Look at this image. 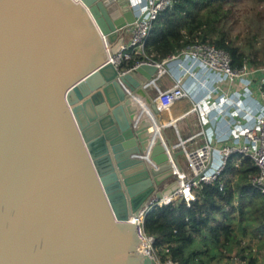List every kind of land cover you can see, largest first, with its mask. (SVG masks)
<instances>
[{
  "label": "water",
  "instance_id": "water-1",
  "mask_svg": "<svg viewBox=\"0 0 264 264\" xmlns=\"http://www.w3.org/2000/svg\"><path fill=\"white\" fill-rule=\"evenodd\" d=\"M134 21L128 0H0V264H156L127 220L176 188L135 156L130 96L158 114L159 69L119 73L102 40L116 54ZM168 151L161 131L151 159Z\"/></svg>",
  "mask_w": 264,
  "mask_h": 264
},
{
  "label": "trees",
  "instance_id": "trees-1",
  "mask_svg": "<svg viewBox=\"0 0 264 264\" xmlns=\"http://www.w3.org/2000/svg\"><path fill=\"white\" fill-rule=\"evenodd\" d=\"M234 4L235 0H174L153 22L145 57L161 62L194 42H209L228 52L233 67L260 64L263 59L255 43L258 37L264 42V27L253 26L256 19L250 16L244 35L234 34ZM258 15L260 20L261 12ZM261 53L264 58L263 46ZM133 61L122 68H130ZM256 173L248 157L235 154L223 171L222 190L216 180L195 189L190 206L180 199L153 207L144 217L143 229L154 237L161 259L169 257L174 264L264 262V193L250 181Z\"/></svg>",
  "mask_w": 264,
  "mask_h": 264
},
{
  "label": "built area",
  "instance_id": "built-area-1",
  "mask_svg": "<svg viewBox=\"0 0 264 264\" xmlns=\"http://www.w3.org/2000/svg\"><path fill=\"white\" fill-rule=\"evenodd\" d=\"M173 3L174 0H145L144 5L141 6L139 4L133 10L135 21L123 29L122 42L116 54H110L106 39L104 37L102 39L110 63L119 73L142 64L158 67L159 70L153 80L143 85L144 87L149 85L150 88L154 87L156 90L153 101L158 110V114L153 113L150 106L146 104L156 117V121L159 119L161 112L169 110L179 100L191 96V91H189L181 79H177L172 86L164 89L160 88L157 83L160 73L165 71L164 67L174 61L178 63L185 61L189 66L196 64L203 72L208 73L209 76L214 75L220 80L225 79L229 82L240 80L246 87L243 94H251V88L254 87L258 93V101L257 104L255 103L256 110L243 109L242 112L239 110L240 108H237L234 111V115L242 112L247 120V125L244 128L237 129L234 134L222 136L216 142L205 141L192 149H186L182 146V152L187 164L186 169H182L174 161V171H171L165 166L158 168L159 171L157 172L161 176L159 179L161 180L160 187H166L175 180L176 188L170 194L152 197L148 204L139 211L138 215L129 216L127 220V222L135 223L136 235L140 238L138 246L139 244H143V251L141 250V253L150 256L156 264H174V262L169 257L161 259L158 249L154 247V237L147 235L143 229L145 215L155 206L162 207L171 205L180 199L184 200L187 206H190L191 202L195 200L194 190L204 183H211L218 180L219 188L222 190L223 182L221 178L227 161L232 155L239 154L250 159L253 166L257 169L256 175L251 176L250 181L264 193V67L252 66L248 62H244L240 67H233L228 52L209 42H194L177 53L168 55L161 62H155L146 58L145 44L153 22L165 10L170 8ZM136 56H143L144 58L135 60ZM130 61H133L130 68H122L124 63ZM185 69L186 71L189 70V68ZM199 84L200 87L204 85ZM217 89L214 88L215 91ZM212 93L213 91H209L204 96V99L194 102L192 110H199L204 102H208V96H211ZM230 100L229 106L236 104L235 98H230ZM204 121L206 122V119ZM173 125L175 124L162 129L167 131ZM203 134L204 131L201 130L196 136H202ZM194 137L192 136L186 141ZM163 251L167 252V249Z\"/></svg>",
  "mask_w": 264,
  "mask_h": 264
},
{
  "label": "crops",
  "instance_id": "crops-1",
  "mask_svg": "<svg viewBox=\"0 0 264 264\" xmlns=\"http://www.w3.org/2000/svg\"><path fill=\"white\" fill-rule=\"evenodd\" d=\"M128 1L133 10L139 4L141 6L145 4V0ZM164 68L165 71L160 73L157 81L160 88L170 87L177 79H181L184 85L191 91L189 98L181 99L169 110L161 112L159 119L156 121L159 122L158 124L161 129L175 124L167 131L163 129L161 131L167 143L172 162H177L178 166L186 169V160L184 159L185 165L179 160L180 155L184 156L182 146L186 149H192L205 141L216 142L222 136L234 134L237 129L244 128L247 125V120L246 116H243L242 110H256L258 93L253 87L251 88V94L245 95L243 91L246 87L242 81L234 80L233 82H229L225 79L220 80L214 75L209 76L208 73L203 72L198 65L189 66L185 61L181 63L174 61L167 64ZM185 68H189V70L186 71ZM199 83L204 85L200 87ZM209 91H213V93L211 96H208V102H204L206 104L203 103L199 110L193 111L194 102L204 99V96ZM147 95L153 99L156 95V90L149 88ZM230 98H235V105L229 106ZM237 108H240L239 110L242 112L234 115V111ZM204 119H206V122ZM201 130L204 131V134L196 136ZM170 131L174 133L173 138L168 135ZM192 136L195 137L186 141ZM158 177L160 179L161 176L159 175Z\"/></svg>",
  "mask_w": 264,
  "mask_h": 264
},
{
  "label": "bare ground",
  "instance_id": "bare-ground-1",
  "mask_svg": "<svg viewBox=\"0 0 264 264\" xmlns=\"http://www.w3.org/2000/svg\"><path fill=\"white\" fill-rule=\"evenodd\" d=\"M110 51V50H109ZM108 56V54H107ZM108 59V62H110V59ZM109 70V69H108ZM107 70V72H108ZM106 72V73H107ZM118 87L120 90L126 92V90L128 91V87L122 83H120V80H118ZM144 85V84H143ZM130 102H131V108L134 111V119H133V123H134V128L136 130V132L138 133V135L143 139L146 140L148 139V141H144L145 142V151L143 153V155L141 154H136L135 156L137 158H143L144 160H147L149 163H151V167H153V169L155 171H157V169L160 167L158 164L155 163V161H153L151 159V148L153 146V144L156 142V140H160L161 139V128L160 125L158 124L159 122H156V118L154 117V115L152 114V112L149 110L148 106L146 105V100L145 98H143L141 95H137V94H133L131 93L130 96ZM173 118V117H172ZM161 124V123H160ZM162 145V143H161ZM166 157H167V163H168V167L171 171L175 170V166H174V162H172V158L170 155V152L168 151V153H165ZM172 168V169H171ZM138 251L142 250L143 248V244H139V246L137 247ZM143 251V250H142Z\"/></svg>",
  "mask_w": 264,
  "mask_h": 264
},
{
  "label": "rangeland",
  "instance_id": "rangeland-1",
  "mask_svg": "<svg viewBox=\"0 0 264 264\" xmlns=\"http://www.w3.org/2000/svg\"><path fill=\"white\" fill-rule=\"evenodd\" d=\"M258 11L261 12L260 20H258V16H259ZM232 12L233 13L231 14V19L234 23V25H233V33L234 34L235 33H241L242 36L244 35V33L246 32V30L248 28L247 21H249L250 16L256 19L253 22V26L256 25V26L264 27V3L256 4V3H254L253 0H250V2H249V0H235V4L233 5ZM255 45H256L257 50H258V55L263 60L260 64H252V63H250V64L252 66H256V67H264V58L262 57V53H261V48H262V46L264 47V42L260 41L259 37H258ZM151 88L154 90V87H151ZM168 135H169V137L173 138L174 137L173 131H170V133ZM184 159H185L184 156L180 155L179 160L181 161V163L183 165H185ZM151 180H152V182H154L153 178H151ZM144 187L145 186L142 187V183H141L138 187H135V188L132 187V189H134L135 195L139 196L144 191ZM254 242L255 241H253V243ZM260 258L261 257H259V260H261ZM260 264H264V262L261 261Z\"/></svg>",
  "mask_w": 264,
  "mask_h": 264
}]
</instances>
